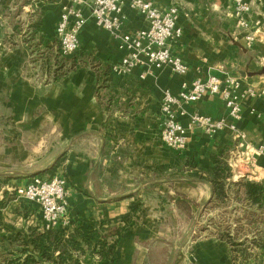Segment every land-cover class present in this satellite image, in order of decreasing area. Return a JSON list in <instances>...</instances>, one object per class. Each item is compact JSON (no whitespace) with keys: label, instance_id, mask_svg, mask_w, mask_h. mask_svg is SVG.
<instances>
[{"label":"crops","instance_id":"obj_1","mask_svg":"<svg viewBox=\"0 0 264 264\" xmlns=\"http://www.w3.org/2000/svg\"><path fill=\"white\" fill-rule=\"evenodd\" d=\"M151 1L160 9L172 2ZM229 10V0H182L181 35L170 47L187 64V72L145 64L119 76L110 66L124 51L83 8L87 20L75 52L84 54L83 64L60 76L64 58L55 29L61 0H1L0 105L9 109L10 137L15 133L17 138L20 131L29 141L43 143L42 148L52 142L55 158L62 153L54 173L66 182L70 223L52 230L69 234L94 221L106 234L108 228L124 225L110 257L99 254L94 240L75 253L77 261L62 264H246L239 257L233 261L232 246L223 239L227 236L251 243L247 251L262 255L264 264V202H250L241 181L264 182V155L246 170L241 163L231 167L242 148L228 129L210 136L191 129L183 151L168 148L159 138L164 90L177 94L183 83L211 75L264 85V27L247 48ZM123 12L124 30L147 26L127 3ZM260 16L264 21V8ZM184 108L227 118L219 95L205 94ZM177 118L186 124L185 116ZM235 124L247 142L264 143V96L246 98ZM225 147L231 171L222 182L223 197L215 198L211 155ZM136 200H141L140 208L123 224L121 217ZM21 234L27 239V228ZM25 246L18 262L33 255L35 262L27 264H60L55 258L41 261L28 242Z\"/></svg>","mask_w":264,"mask_h":264},{"label":"built area","instance_id":"obj_2","mask_svg":"<svg viewBox=\"0 0 264 264\" xmlns=\"http://www.w3.org/2000/svg\"><path fill=\"white\" fill-rule=\"evenodd\" d=\"M181 1L172 0L168 7L160 9L151 0H61V13L55 29L59 52L62 56H68L77 51L78 34L87 20L83 13V8H86L96 26L115 38L117 48L124 51L120 61L110 66L113 74L128 75L134 68L145 64L155 69L167 66L175 73L185 74L187 64L173 54L170 47L171 41L181 35V29L177 26ZM229 2L228 16L235 28L243 30L245 45L251 48L256 34L264 27L260 16L264 1ZM126 3L145 17V28L133 31L123 29L126 20L123 7ZM145 75L143 72L140 77L144 78ZM205 94L221 97L227 109V118L213 119L199 112H187L184 104L196 102ZM261 96H264V85L232 76L196 78L190 83H183L177 94L164 90L160 101V141L170 149L183 151L187 147V133L191 129L199 128L209 136L228 129L242 148L230 166L237 167L241 163L243 170L254 167L256 157L264 155V143L247 142L245 133L237 129L235 122L241 117L243 101L248 97ZM179 115L187 118L186 124L178 121ZM65 184V179L58 174L49 177L33 175L24 185L14 188V193L17 199L39 209L43 230L65 228L70 223Z\"/></svg>","mask_w":264,"mask_h":264},{"label":"trees","instance_id":"obj_3","mask_svg":"<svg viewBox=\"0 0 264 264\" xmlns=\"http://www.w3.org/2000/svg\"><path fill=\"white\" fill-rule=\"evenodd\" d=\"M83 54V53H82ZM84 55V54H83ZM81 54L72 53L68 56H63L64 62L60 67L61 73L60 76L67 74L71 70L78 68L83 64V60L80 56ZM107 74V71L105 75ZM56 78V77H55ZM227 147L219 150L217 153L211 155V163L213 166V176L211 182L215 188V198L223 197L222 191V182L226 177H229L231 167L228 163V158L225 156ZM56 165L53 166L55 169ZM55 170L46 169L44 173L52 174ZM1 176V174H0ZM243 187L245 188L246 197L252 203L264 202V182H254L241 180ZM8 184L7 178H0V226L2 223V213L1 210L6 207V201L10 199L11 195L7 190L4 189V186ZM24 202V201H23ZM26 203V202H25ZM29 204L30 203H26ZM141 200H136L130 205L129 213L121 217V222L126 224L129 222L131 215L140 208ZM124 228V225L114 226L107 229V233L103 234L99 227L96 226L94 221H90L86 226H81L73 230L69 234L60 232L59 230H43L39 226H28L27 227V239L32 248V253L35 254L43 262H51L55 258L58 263L62 264L67 261L78 260L73 259L75 253H82L85 250V247H89L94 240H97L99 246V254L103 257H110L112 250L117 242V237L120 235ZM22 236L21 233H17L14 236V239L18 240ZM11 238V237H10ZM5 236L0 237L1 240L10 239ZM231 246H232V259L236 260L238 254L241 253L242 259H246L247 256L245 249L242 248L243 242L239 241L236 238L232 237H223ZM25 243V244H26ZM74 261V262H76ZM35 259L33 255H28L25 258L23 263L18 262L16 259L12 261H1L0 264H27L34 263ZM261 263V262H256Z\"/></svg>","mask_w":264,"mask_h":264},{"label":"rangeland","instance_id":"obj_4","mask_svg":"<svg viewBox=\"0 0 264 264\" xmlns=\"http://www.w3.org/2000/svg\"><path fill=\"white\" fill-rule=\"evenodd\" d=\"M10 123L11 118L8 107L0 105V178L8 179V184L4 186V189L11 194L9 195L10 199L6 201V207L1 210L3 224L0 226V237H11L8 240L2 239L0 242L1 261L17 259L18 253L26 247V239L22 237L18 240L14 239L17 233H24L27 226H42L40 211L32 204L29 205L17 199L14 188L24 185L34 172H39L37 175L44 177L55 174L44 173V171L46 169L55 170L53 166L61 158L59 157L53 162L55 151L52 148V142L47 143V146L42 148L43 143L29 141L27 135L25 133L21 134L20 131H17V138H15V133L13 137H10V134H12ZM50 161L51 164L48 168H45L44 171H37L39 167L47 165ZM250 244L243 243L242 247H244L247 256L243 260L241 253H239V259L246 262V264L261 262L263 260L262 255H253L247 251L246 247L248 248Z\"/></svg>","mask_w":264,"mask_h":264},{"label":"water","instance_id":"obj_5","mask_svg":"<svg viewBox=\"0 0 264 264\" xmlns=\"http://www.w3.org/2000/svg\"><path fill=\"white\" fill-rule=\"evenodd\" d=\"M61 155H62V153H61L60 155H58V157L55 158L53 162H55V161H56ZM38 173H39V172H34L33 175H37ZM33 175H32V176H33Z\"/></svg>","mask_w":264,"mask_h":264}]
</instances>
